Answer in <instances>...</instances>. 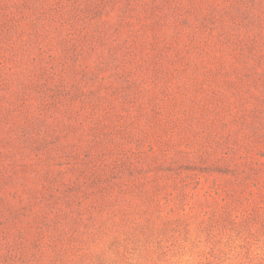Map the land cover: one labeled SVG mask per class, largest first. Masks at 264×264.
I'll use <instances>...</instances> for the list:
<instances>
[{
    "label": "rangeland",
    "instance_id": "1",
    "mask_svg": "<svg viewBox=\"0 0 264 264\" xmlns=\"http://www.w3.org/2000/svg\"><path fill=\"white\" fill-rule=\"evenodd\" d=\"M0 264H264V0H0Z\"/></svg>",
    "mask_w": 264,
    "mask_h": 264
}]
</instances>
